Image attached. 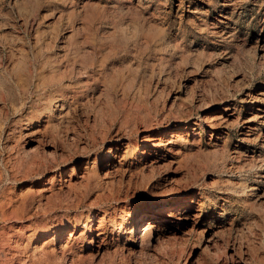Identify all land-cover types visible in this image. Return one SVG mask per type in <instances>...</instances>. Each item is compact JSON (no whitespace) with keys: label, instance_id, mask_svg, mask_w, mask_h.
Here are the masks:
<instances>
[{"label":"rangeland","instance_id":"rangeland-1","mask_svg":"<svg viewBox=\"0 0 264 264\" xmlns=\"http://www.w3.org/2000/svg\"><path fill=\"white\" fill-rule=\"evenodd\" d=\"M260 93L264 0H0V234L14 212L26 231L58 218L98 224L119 193L128 204L105 234L106 264H264ZM214 114L222 123L211 127L203 117ZM253 115L261 133L247 141ZM148 134L163 146L144 154ZM156 202L196 210L128 253Z\"/></svg>","mask_w":264,"mask_h":264},{"label":"bare ground","instance_id":"bare-ground-1","mask_svg":"<svg viewBox=\"0 0 264 264\" xmlns=\"http://www.w3.org/2000/svg\"><path fill=\"white\" fill-rule=\"evenodd\" d=\"M260 94L261 96H258L259 101L262 102L261 105L264 106V93ZM47 106L50 112L52 108L51 101H49ZM65 108V103L63 101L60 104V111L65 110ZM230 108L231 107L227 105L223 108V110H228ZM223 110L220 109V111ZM257 115H253V117L244 119L243 121L247 124V131L243 137L245 140L247 139V141L248 139H253L252 136L256 134L259 136L261 133L260 132L258 134V132L261 131L260 126L253 124V122L256 121ZM216 116L217 114L212 116L205 115V117H203V121L208 122L211 127L221 125L222 121L216 119ZM186 128V126L178 127V129L172 131L171 137H176V139L179 138L181 132ZM163 138L164 137L162 136L154 137L152 134L146 135L144 139V154L146 153L145 150H149L151 153L163 146ZM168 142L171 143L172 140L168 139ZM115 150L116 148L111 147L105 158L104 167L106 171L104 172V175L107 177L111 176L115 171ZM75 173L76 164H73L71 166V171H67L64 181L71 182ZM51 177L54 178V175ZM168 180L169 179H167V181ZM171 188L174 189L173 186ZM115 201L116 206L109 208L110 211L112 210L111 208H113L110 214L109 209L103 210L104 216L98 221V224L95 222H92L91 224L88 222L82 223L79 219H76V217L74 218V221L70 218H58L50 225L41 227V229H30L29 231H26L30 225L27 226L23 223L25 215H17L16 212H14L11 216L15 219L16 223L14 222V224H12L11 222L7 232L2 233V235L0 234V264H92L95 262L96 264H106L107 260L112 263L113 257L104 249L105 234L108 233L109 226H115L117 219L116 216L119 215V217H122L123 213L118 214L116 213V210H121L123 212L125 206L128 204L127 199L121 197L119 193H117ZM179 209V211H175V209L168 207L161 208L159 202H156L149 209L144 210V216L142 217L140 214L137 217L135 220L136 227L129 233L131 238L128 239H132V241H130L132 244L128 248V253H143L150 243L149 237L153 228H156V226H158L162 221L170 220L176 213H183L184 216L187 217L191 211L196 210L195 207H193L192 202ZM92 215L94 218H97L98 213H93ZM107 216L108 220H106ZM141 223H144V226L142 227V234L137 236V230L139 229V224ZM123 227L124 225L121 222L117 227L112 228V231L121 233ZM97 237L102 238L101 242H99L100 244L97 245L98 248L94 249L93 246ZM85 242L88 244L89 248L92 249V252L88 256L81 253V251H83V247L85 246ZM88 259H90V261H88ZM231 263L239 264L233 257L231 258Z\"/></svg>","mask_w":264,"mask_h":264}]
</instances>
